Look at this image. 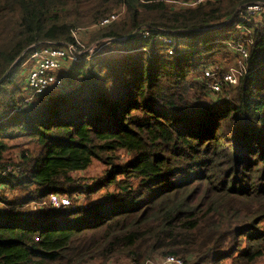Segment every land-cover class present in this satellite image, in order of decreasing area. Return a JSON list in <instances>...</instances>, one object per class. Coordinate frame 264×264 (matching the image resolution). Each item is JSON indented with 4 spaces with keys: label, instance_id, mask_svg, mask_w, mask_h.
<instances>
[{
    "label": "trees",
    "instance_id": "1",
    "mask_svg": "<svg viewBox=\"0 0 264 264\" xmlns=\"http://www.w3.org/2000/svg\"><path fill=\"white\" fill-rule=\"evenodd\" d=\"M194 1L0 0V173L21 150L19 174L0 178L12 192L0 197V264L264 258V14L244 24L248 73L235 87L212 94L200 73L229 58L239 10L264 0L183 5ZM113 12L90 40H108L104 55H81L66 89L24 102L26 54L16 60ZM93 162L95 182L83 176ZM53 193L78 199L55 210Z\"/></svg>",
    "mask_w": 264,
    "mask_h": 264
},
{
    "label": "built area",
    "instance_id": "2",
    "mask_svg": "<svg viewBox=\"0 0 264 264\" xmlns=\"http://www.w3.org/2000/svg\"><path fill=\"white\" fill-rule=\"evenodd\" d=\"M201 1L203 0H195L190 4L184 3L183 5L195 6ZM262 14H264V4L260 2L246 5L236 14V20L242 22L238 27V31L240 33L242 32L241 34L243 36H238L226 43L227 48L232 53V57L235 59L233 65L223 67L218 63H209L201 68L202 78L205 80L206 86L212 94L221 93L224 87L236 86L239 77L248 73L246 70V62L249 53L248 45L251 43L250 35L252 34V29L244 24ZM119 15L117 12H113L109 17L102 19L98 24L89 28H94L95 31L100 27L112 23ZM79 29L71 30L73 42L65 43L54 48L37 44L31 45L21 55L22 58L26 54L23 67L30 65V69L26 72L25 85L28 94L24 102L29 103L35 96H43L52 91L66 89L68 83L61 77L62 72L70 65L79 62L81 55L87 54L89 58H92L98 56L101 49L105 47L108 41L107 39L103 40V45H92L90 48H85L80 39L81 33ZM148 35V32L140 33L141 38H146ZM159 40L167 45L172 43V40L169 38H160ZM168 54L171 55L172 51L169 50ZM9 173L18 175L19 168L9 164L4 165L3 171L0 173V178L5 177ZM11 193L8 186L0 183L1 198H10ZM76 199H78L76 196L71 199L67 196L53 193L49 195L46 204L55 210L65 207L72 208L73 201ZM43 205L45 203L33 204L32 209L37 210ZM149 264H181V260L173 256H167L162 260L151 261Z\"/></svg>",
    "mask_w": 264,
    "mask_h": 264
},
{
    "label": "rangeland",
    "instance_id": "3",
    "mask_svg": "<svg viewBox=\"0 0 264 264\" xmlns=\"http://www.w3.org/2000/svg\"><path fill=\"white\" fill-rule=\"evenodd\" d=\"M180 4L181 3H178V5H180ZM262 15H258L256 17H254L253 19H251L246 24L250 23L251 21H254L256 25H261L263 23V20L261 18ZM79 30H80V33H81L80 34L81 35V38L80 39H81V42H82V44L84 45L85 48H90L92 45H103L104 44L103 43V39L98 40L96 42H90L92 35L95 33V32H93L94 31V28L87 27V28H80ZM238 30L239 29H237V31L235 32L234 37L232 39H230L229 41H227V42L232 41L233 39H235L238 36H243V34H241L242 32L240 33V31H238ZM157 40H159V39H157ZM106 45H107V43H106ZM106 45H105V47L102 48L104 53L106 52L105 51L106 48H108V46H106ZM225 46H226V50L229 52V58L220 60L219 58H217L218 57L217 56L215 58L217 61L211 62V63H218V64H221L223 67H228V66L233 65L235 59L231 57L232 56V53L227 48V45L226 44H225ZM184 47L187 48V46H184ZM102 49H101L100 52H102ZM181 50H185V49H181ZM171 51H172V54H173V48L171 49ZM98 55L100 56V55H104V54H102V53L100 54L99 53ZM119 55H121V54L119 52H117V51H113L112 53L107 54V56H119ZM92 58H94V57H92ZM230 58H232V61H230L231 60ZM225 60H226V62H225ZM227 60H229L230 62L227 61ZM29 69H30V65H28L27 67H23V77L26 76V72H28ZM200 73H201V71H200ZM199 77H200V75H199ZM201 77H202V75H201ZM20 152H21V150H15V151L12 150L10 152V154L8 156V159H7V161L5 162L4 165L9 164L11 166H17L18 164H20V160H19V154H20ZM103 170H104V167L102 165L98 164L97 162H93L92 166H90V168L86 171L85 174H83V176H85L86 178H90L91 180H93L95 182V181H98V179L100 178ZM104 193H105V190L104 189L100 190L99 193L97 195H95V199H97V198H104L105 197V194ZM82 200L83 199L81 198V199L78 200V202L81 203ZM257 264H264V258L260 259V261Z\"/></svg>",
    "mask_w": 264,
    "mask_h": 264
},
{
    "label": "water",
    "instance_id": "4",
    "mask_svg": "<svg viewBox=\"0 0 264 264\" xmlns=\"http://www.w3.org/2000/svg\"><path fill=\"white\" fill-rule=\"evenodd\" d=\"M233 19H234V15H233V17H231L230 21ZM20 59H21V56L16 60V62L19 61Z\"/></svg>",
    "mask_w": 264,
    "mask_h": 264
}]
</instances>
